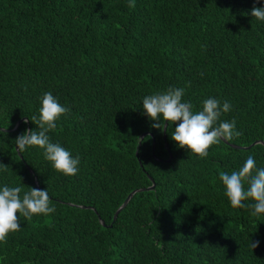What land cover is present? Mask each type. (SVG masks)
<instances>
[{
	"label": "trees",
	"instance_id": "16d2710c",
	"mask_svg": "<svg viewBox=\"0 0 264 264\" xmlns=\"http://www.w3.org/2000/svg\"><path fill=\"white\" fill-rule=\"evenodd\" d=\"M128 3L0 0V188L47 190L56 209L20 216L0 264H264V214L232 208L219 178L250 155L264 168V144L232 146L264 142V21L251 15L264 0ZM170 87L193 112L228 101L220 120L243 135L200 159L171 139L172 125L168 150L142 100ZM45 92L70 108L48 135L80 158L75 176L39 147L18 153Z\"/></svg>",
	"mask_w": 264,
	"mask_h": 264
},
{
	"label": "clouds",
	"instance_id": "9594fccd",
	"mask_svg": "<svg viewBox=\"0 0 264 264\" xmlns=\"http://www.w3.org/2000/svg\"><path fill=\"white\" fill-rule=\"evenodd\" d=\"M128 7L135 8V0H129ZM251 15L259 21H264V7L254 6ZM183 95V88L170 87L165 92L148 95L142 100L143 114L149 120L156 121L150 125L152 128L164 131L166 125L169 128L176 125L171 132V139L179 148L190 150V155L204 159L212 145L243 135L241 131L236 130L235 119L231 122L220 120L222 114L231 110L228 101L221 104L220 100L210 97L202 102V110L193 112L190 102H182ZM69 112L70 108L62 106L51 92H45L41 98L39 116L31 118L37 129H26L17 137V150L22 153L28 147H39L43 149L45 159L51 162L57 172L65 176L77 175L80 158H73L60 144L51 142L48 135L57 127L56 121ZM3 133L7 135L6 131ZM219 178L225 186V195L232 208H251V215L254 217L264 214V168H256L253 156H248L239 170L230 174L220 172ZM21 192L20 186L5 185L0 188V243H6L9 233L20 230V216L31 221L33 216H47L56 211L55 207L50 206L47 190L30 187V191L24 192L22 198ZM250 247L256 249L259 242L251 241Z\"/></svg>",
	"mask_w": 264,
	"mask_h": 264
},
{
	"label": "water",
	"instance_id": "95a60500",
	"mask_svg": "<svg viewBox=\"0 0 264 264\" xmlns=\"http://www.w3.org/2000/svg\"><path fill=\"white\" fill-rule=\"evenodd\" d=\"M24 121H27V119H22V120H20L19 121V123L16 125V127L13 129V131L14 130H16L17 128H18V126L20 125V124H22ZM167 125H166V128H165V130H164V140H165V142L167 141V136H166V131H167ZM147 135H149V133H144L142 136H141V138H140V145H141V141L143 140V138L144 137H146ZM224 142H226V143H228V141H225V140H223ZM229 144V143H228ZM257 144H264V142H261V141H257V142H255V143H253L251 146H249V147H238V146H236V145H232L233 147H235V148H238V149H249V148H251V147H253V146H255V145H257ZM166 148L168 149V150H170V148H169V146H168V144H167V142H166ZM153 149L155 150V141H154V145H153ZM18 153H19V155H20V157L22 158V155H21V153L18 151ZM137 155H138V152H137ZM154 188H155V184H153L151 187H149V188H145V189H140V190H135V191H133L131 194H129V196L127 197V199L125 200V202L123 203V205L117 210V212H116V214H115V216H114V220H116L117 219V216H118V214L129 204V202H130V200L133 198V196L136 194V193H138V192H140V191H151V190H154ZM102 224L103 225H105L104 224V222L102 221Z\"/></svg>",
	"mask_w": 264,
	"mask_h": 264
}]
</instances>
